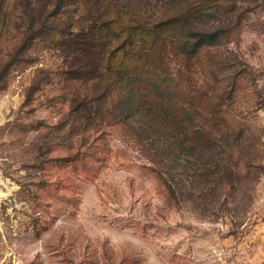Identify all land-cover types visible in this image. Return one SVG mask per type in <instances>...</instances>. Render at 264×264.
Listing matches in <instances>:
<instances>
[{
    "label": "rangeland",
    "instance_id": "rangeland-1",
    "mask_svg": "<svg viewBox=\"0 0 264 264\" xmlns=\"http://www.w3.org/2000/svg\"><path fill=\"white\" fill-rule=\"evenodd\" d=\"M126 1L120 26L223 29L187 93L207 90L229 131L210 157L161 150L176 131L91 55L35 41L0 89V264H264V0ZM209 61L220 83L200 86Z\"/></svg>",
    "mask_w": 264,
    "mask_h": 264
},
{
    "label": "trees",
    "instance_id": "trees-1",
    "mask_svg": "<svg viewBox=\"0 0 264 264\" xmlns=\"http://www.w3.org/2000/svg\"><path fill=\"white\" fill-rule=\"evenodd\" d=\"M126 2L0 0V89L5 88L6 77L15 64L29 61L26 52L35 41L61 52L71 50L74 56L78 52L82 54H77L78 57L91 55L86 67L90 72L107 76L111 83L124 84L122 96L127 97V102L133 100L136 111L140 108L147 116L167 124L172 132L176 131L174 146L168 144L161 150L169 152L179 147L181 152L186 150L194 156L196 153L201 157L203 153L212 156L211 149L220 147L225 128L229 131L221 117L222 107L217 103L206 111L202 103L211 99L207 90H197L191 95L187 92L193 86L190 81L195 68L203 69L202 51L218 45L223 29L192 28L181 37L177 19L151 23L150 16L133 14L130 25L120 26L118 13L127 14L131 10ZM114 11L116 17L111 15ZM174 61L179 69H173ZM209 62L208 71H202L200 86L205 85L208 75L211 85L220 83L217 67ZM186 98L190 103L184 105ZM112 109L116 110L114 106ZM194 171L192 176L200 179L192 182L189 177L188 182L195 188L207 174ZM183 188H187L185 183Z\"/></svg>",
    "mask_w": 264,
    "mask_h": 264
}]
</instances>
